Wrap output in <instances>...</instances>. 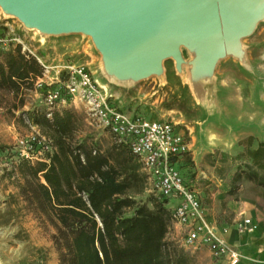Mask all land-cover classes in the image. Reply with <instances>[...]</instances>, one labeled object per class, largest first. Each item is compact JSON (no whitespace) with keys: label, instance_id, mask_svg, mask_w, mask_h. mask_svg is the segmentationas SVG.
Masks as SVG:
<instances>
[{"label":"rangeland","instance_id":"rangeland-1","mask_svg":"<svg viewBox=\"0 0 264 264\" xmlns=\"http://www.w3.org/2000/svg\"><path fill=\"white\" fill-rule=\"evenodd\" d=\"M4 26L13 27L24 35L30 50L46 65L62 67L72 64L88 69L100 84L107 87L115 106L126 114L175 124L187 136L191 149L182 172L198 192L205 215L217 219L224 210L223 205L229 201L249 197L264 199V187L247 180L242 174L250 160L246 155L247 147L239 144L250 136L238 133L233 138L236 130L233 129L234 110L241 105L243 109H250L251 105L253 109H264V20L241 41V59L226 57L220 60L212 75L197 84L190 75L192 54L184 48L181 53L185 63L180 72L174 61L168 59L163 62V72L159 76L138 82H121L106 75L101 56L87 36H40L0 11V27ZM36 109L46 111L40 91L34 85L17 96L0 90V150L10 147L17 137L31 131L25 117ZM65 110L72 111L78 119L71 140L73 147L82 145L106 152L115 144L108 133L88 119L81 106ZM36 128L40 133L44 132ZM209 131L221 138L219 145L225 142L230 148L209 146L206 140ZM251 138L249 150H254L260 142L256 137ZM236 139L239 150L235 153L233 141ZM29 165L35 166L36 162ZM21 169L15 166L11 171L7 170L0 157V264H58L51 241L54 226L33 199L32 189L28 187L32 180L26 178ZM258 173L263 174V171ZM39 181L43 182L40 177ZM133 192L129 195L136 205L153 197L145 191V185L141 192ZM132 214L133 209H126L123 216ZM166 240L189 255L192 264H199L200 253L181 248L179 235L172 225Z\"/></svg>","mask_w":264,"mask_h":264},{"label":"trees","instance_id":"trees-1","mask_svg":"<svg viewBox=\"0 0 264 264\" xmlns=\"http://www.w3.org/2000/svg\"><path fill=\"white\" fill-rule=\"evenodd\" d=\"M42 71L19 46L10 48L0 54V90L20 95L33 88ZM25 121L43 129L41 134L56 147L48 164L20 162L13 168L22 167L32 180L33 199L54 226L51 241L58 264H192L189 255L166 240L172 225L166 202L149 197L136 205L129 195L144 189L145 177L126 147L114 144L106 152L73 147L78 119L70 110L47 119L44 109H36ZM251 141L239 144L247 147L250 160L242 174L264 187V143L249 150ZM126 209H133L130 217L123 216Z\"/></svg>","mask_w":264,"mask_h":264},{"label":"water","instance_id":"water-1","mask_svg":"<svg viewBox=\"0 0 264 264\" xmlns=\"http://www.w3.org/2000/svg\"><path fill=\"white\" fill-rule=\"evenodd\" d=\"M4 14L45 36L91 39L107 76L138 82L177 71L192 54L193 83L226 57L241 59V41L264 20V0H0Z\"/></svg>","mask_w":264,"mask_h":264},{"label":"built area","instance_id":"built-area-1","mask_svg":"<svg viewBox=\"0 0 264 264\" xmlns=\"http://www.w3.org/2000/svg\"><path fill=\"white\" fill-rule=\"evenodd\" d=\"M19 46L21 53L35 58L42 75L34 82L46 108V118L54 111L81 106L88 119L108 133L115 144L126 147L140 165L145 177V191L166 202L170 219L179 235L180 247L195 252L206 250L215 262L238 264L244 257L223 238L224 230L211 225L201 205L198 192L183 175V166L190 156L189 140L175 124L129 115L115 106L106 86L80 65L49 66L27 45L24 35L13 27H0V54ZM52 76L49 77V74ZM1 151L3 166L11 171L20 162L49 163L56 153L52 140L35 126ZM1 191V181H0ZM170 203H173L170 206ZM254 230L249 218L236 223L238 234Z\"/></svg>","mask_w":264,"mask_h":264},{"label":"crops","instance_id":"crops-1","mask_svg":"<svg viewBox=\"0 0 264 264\" xmlns=\"http://www.w3.org/2000/svg\"><path fill=\"white\" fill-rule=\"evenodd\" d=\"M251 106L250 109H243L241 105L233 111V129L236 128L233 138L234 134L239 133V135L256 137L259 142L264 143V109H253ZM237 139L233 141V152L235 153L239 150ZM223 208L224 210L217 219L207 213L206 218L219 231L224 230L225 241L243 255L244 258L238 264H264V199L249 197L238 201L233 200V202L225 203ZM243 218L250 219L254 227L251 234L237 233L236 223ZM172 228L178 230L179 227L175 225ZM198 253H200L199 264H223L215 262L204 249L199 250Z\"/></svg>","mask_w":264,"mask_h":264},{"label":"bare ground","instance_id":"bare-ground-1","mask_svg":"<svg viewBox=\"0 0 264 264\" xmlns=\"http://www.w3.org/2000/svg\"><path fill=\"white\" fill-rule=\"evenodd\" d=\"M0 11L3 13V11L1 10V8H0ZM4 14V13H3ZM4 15H6V14H4ZM7 16V15H6ZM31 31H33L34 32V34H39L40 36H45L44 34H41V33H39V31H37V30H35V29H33V30H31ZM41 41H43V39L41 40ZM99 82V81H98ZM221 139V138H220ZM220 139L218 138V136L215 134V132L213 133V132H207V135H206V140H207V143H208V145L209 146H211V147H223V149H225L226 147H229L225 142L224 143H222V145H219V144H221L220 143ZM230 148V147H229Z\"/></svg>","mask_w":264,"mask_h":264}]
</instances>
